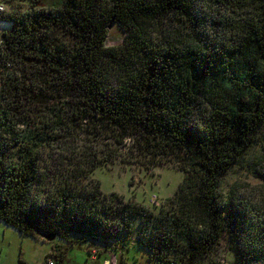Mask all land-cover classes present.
<instances>
[{"label":"trees","instance_id":"trees-1","mask_svg":"<svg viewBox=\"0 0 264 264\" xmlns=\"http://www.w3.org/2000/svg\"><path fill=\"white\" fill-rule=\"evenodd\" d=\"M31 1L0 11L12 25L0 38V220L95 245L134 232L157 264H201L225 238L233 264H264V218L223 192L264 126V0ZM208 1L226 9L215 37L149 35L196 34ZM111 23L125 32L116 46ZM117 162L184 176L155 213L103 192L94 172Z\"/></svg>","mask_w":264,"mask_h":264},{"label":"rangeland","instance_id":"rangeland-1","mask_svg":"<svg viewBox=\"0 0 264 264\" xmlns=\"http://www.w3.org/2000/svg\"><path fill=\"white\" fill-rule=\"evenodd\" d=\"M208 3L201 5L199 13L205 19L202 20L201 25H198L196 34L188 28L182 32L177 27L169 28L168 26L164 30L151 27L149 35L157 40L161 36L166 37L177 46H181L184 42H200V39H204L206 35L215 37L222 30V24L219 21H222V15H226V9L220 7L219 4L210 1ZM33 4L31 0L5 2L7 10L17 6L24 11ZM11 29L10 23L0 22V38L4 32H9ZM124 36L123 28L117 23H111L107 46L119 45ZM183 176L182 171L169 163L146 169L117 162L102 166L94 172V177L101 182L103 192H115L127 201L140 203L155 213L169 206L167 200L175 194ZM223 184L225 194L234 188L237 194L235 198L246 201L248 206L253 207L252 211L256 217L264 218V126L258 133L257 141L253 146L230 168L223 179ZM138 227L137 222L132 224L133 231ZM128 235L129 240L126 239L128 241H124L122 234L123 237L117 241H111L109 244L98 243V245L88 241L81 242L78 236L71 237L68 242L59 238L48 241L23 236L0 220V264H19L20 259L28 264H44V261L49 259L56 261L50 255L55 245L61 247L60 254L63 255L61 264H114V262L117 264H157L146 249L132 241L136 237L135 233ZM96 246L100 255L93 258L91 252L94 249L96 251ZM109 259L111 260L106 263ZM233 261L234 255L228 249L224 238L201 264H233Z\"/></svg>","mask_w":264,"mask_h":264},{"label":"built area","instance_id":"built-area-1","mask_svg":"<svg viewBox=\"0 0 264 264\" xmlns=\"http://www.w3.org/2000/svg\"><path fill=\"white\" fill-rule=\"evenodd\" d=\"M5 10V5L3 4V3H1L0 2V11H4ZM92 253V256H93V258H96V255H97V253H98V250H97V248H96V251H95V249L91 252ZM116 258V257H115ZM111 259H109V260H107L106 261V263L108 262V261H110ZM115 261V260H114ZM54 260H48L47 261V263H45V264H54ZM114 264H117V262H114Z\"/></svg>","mask_w":264,"mask_h":264},{"label":"water","instance_id":"water-1","mask_svg":"<svg viewBox=\"0 0 264 264\" xmlns=\"http://www.w3.org/2000/svg\"><path fill=\"white\" fill-rule=\"evenodd\" d=\"M111 26V25H110ZM44 238L48 241H52L56 238V235L52 234V235H46L44 236Z\"/></svg>","mask_w":264,"mask_h":264},{"label":"crops","instance_id":"crops-1","mask_svg":"<svg viewBox=\"0 0 264 264\" xmlns=\"http://www.w3.org/2000/svg\"><path fill=\"white\" fill-rule=\"evenodd\" d=\"M41 240V239H40ZM63 246V245H62Z\"/></svg>","mask_w":264,"mask_h":264}]
</instances>
